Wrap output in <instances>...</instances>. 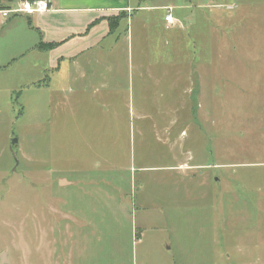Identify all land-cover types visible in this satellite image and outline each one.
I'll return each instance as SVG.
<instances>
[{"label":"rangeland","instance_id":"1","mask_svg":"<svg viewBox=\"0 0 264 264\" xmlns=\"http://www.w3.org/2000/svg\"><path fill=\"white\" fill-rule=\"evenodd\" d=\"M137 4L159 6L134 12L135 28L148 22V32L157 34L161 26L163 43L152 54L161 56L163 67L175 63L174 71L191 73L171 91L169 82L164 86L166 104H179L171 111L175 141L157 139L167 123L159 111L150 110L152 120L139 122L137 92L136 110L122 101L128 97L122 93L120 104L108 111L91 100L92 88L77 92L69 78L57 74L59 87L52 90L37 85L46 76V56L32 48L36 33L24 21L23 41L20 27L4 30L3 264H200L205 259L189 250V232L204 229L213 240L211 262L228 246L235 262L236 245H248L252 226L264 216V0H134ZM169 8L175 18L167 27L181 23L184 30L164 28ZM122 27L117 33L126 22ZM172 31L180 37L173 39ZM128 48L116 53L122 74L130 71ZM138 78L136 72L134 81ZM149 96L153 103L161 98L156 90ZM64 178L72 184L61 185ZM140 231L145 241L133 248ZM246 231V239H237ZM159 239L175 246L163 250L167 257L157 249Z\"/></svg>","mask_w":264,"mask_h":264},{"label":"crops","instance_id":"2","mask_svg":"<svg viewBox=\"0 0 264 264\" xmlns=\"http://www.w3.org/2000/svg\"><path fill=\"white\" fill-rule=\"evenodd\" d=\"M15 1L16 0H7V2L0 1V10L13 6ZM47 1L49 9L37 12L33 15L20 14L4 17L0 13V73L4 70L6 65V60H4L5 58L2 54V36L4 30H13L15 27L16 29L20 27V32L22 34L20 40L23 41L25 40L23 39V34L25 33V29L28 28L23 27V21L28 22L29 28L36 33L32 48L39 50L41 53H45L46 56V67H44L46 76L36 81L35 83L37 85L52 90L53 87H55V89L59 87L55 86L58 83L54 85V79L57 74L58 77L60 76L64 79L69 78L71 80L70 83L77 87V92H83L85 91L83 89L92 88L93 97L91 100L97 101L100 107H105L108 111H111L112 108H116V103H119L117 101V96L122 93H128V97L124 98L122 101L125 102V104H129V109L133 108V111L136 110V106L132 103V96L137 92L142 96L138 108L139 110H137L135 114L139 122L142 124L148 119L153 118L154 114L150 113V110L159 111V115H161L163 119L162 121L166 120L167 123H163V125L166 126L159 129L161 135L157 136V139H160L159 141L163 139L162 141L167 142L175 141L174 139L172 140L170 134L171 126L175 122L171 111L178 108L179 104H166V90L164 86L169 82L168 89L171 91L175 86L179 87V81L182 77L190 78L191 73H185L184 70L174 71L175 63L174 65L170 63L163 67L161 64L163 60H160L161 56L152 54L151 49L156 50L162 46L163 43L162 40H160V36L163 37L160 25H156L160 30L157 34L150 33L152 28L148 22L138 23V28L134 27V21L137 16L134 12L140 10L147 11L159 6H140V4L133 6L134 0ZM166 6H163V8ZM166 14L167 9L164 13L163 26L165 29L184 30L181 23L175 27H167L168 22L165 19ZM115 17H120V21L118 26L113 27L111 19ZM173 18L175 17L173 16ZM26 19L28 21H26ZM125 22L127 24L126 29L117 33L120 28H123L122 24L124 25ZM148 29H150L149 32ZM176 34L179 33L176 31L170 32L173 39L177 37L175 36ZM137 40L138 43L136 42ZM122 47L125 49L129 47L130 71L126 72L125 70L123 72V80H119L122 79L120 75L123 74L118 68L116 53ZM12 57L14 58L16 56ZM168 58L172 59L174 57L168 56ZM136 72L139 74L137 82L134 81V74H136ZM167 79L170 80L165 81ZM152 90H156L158 94H161V98L154 103L151 101V96H149ZM98 93L100 94L98 95ZM126 99H129V103H127ZM101 100H103L102 103L100 102ZM65 101V98L62 99V97H60L61 103H65ZM167 110H169L168 114ZM160 111L165 112L160 113ZM112 116H114L112 124L116 127V116H118V114H113ZM156 116L157 115H155V117ZM110 125L111 121L109 122V126ZM107 132L109 135L110 128ZM178 139L179 138H176L177 141ZM180 165L179 163L175 169L179 170ZM168 167L174 169L173 166ZM63 184L70 185L72 181L66 178L61 179V185ZM177 188L178 186H176V189ZM224 221L226 223L229 222L227 219ZM256 222L257 225L254 224L251 228L253 237H251L248 243L249 246L236 245V250L234 251L235 262L230 261L233 252L230 253L229 246L220 253L221 256L219 257V261L215 260L211 262L212 257L210 256V250L213 240L211 234L208 233L206 229L197 232H189V245L191 246L189 250L194 254H203L205 262L200 264H264V216H260ZM135 234L134 237H136L133 240V248L145 241V233L143 231ZM249 234L250 232L248 231L243 234L239 232L237 239H246L244 237L249 236ZM225 242L226 244L228 243V236L225 237ZM156 244L158 245V251L165 257H167V255L163 253V250H172V248L175 247L168 239H159V241H156ZM255 253L257 254L255 255ZM148 263L149 262H147V264ZM164 263H167V261ZM191 264L195 263L192 262Z\"/></svg>","mask_w":264,"mask_h":264},{"label":"built area","instance_id":"3","mask_svg":"<svg viewBox=\"0 0 264 264\" xmlns=\"http://www.w3.org/2000/svg\"><path fill=\"white\" fill-rule=\"evenodd\" d=\"M47 9H49L47 0H16L13 6L0 10V13L4 17L20 14L33 15ZM165 19L167 22L173 21L172 9H168Z\"/></svg>","mask_w":264,"mask_h":264},{"label":"water","instance_id":"4","mask_svg":"<svg viewBox=\"0 0 264 264\" xmlns=\"http://www.w3.org/2000/svg\"><path fill=\"white\" fill-rule=\"evenodd\" d=\"M12 142H13V144L15 145L16 142H17V139H14ZM0 259H1V263H2V264L6 261V259H7V257H6V252H3V253L0 255Z\"/></svg>","mask_w":264,"mask_h":264},{"label":"trees","instance_id":"5","mask_svg":"<svg viewBox=\"0 0 264 264\" xmlns=\"http://www.w3.org/2000/svg\"><path fill=\"white\" fill-rule=\"evenodd\" d=\"M121 17V16H120ZM120 17H115V18H112L111 22H112V26L115 27V26H118L119 24V21H120Z\"/></svg>","mask_w":264,"mask_h":264}]
</instances>
